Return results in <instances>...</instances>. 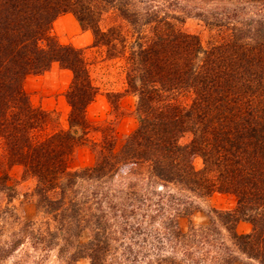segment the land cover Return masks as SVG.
Instances as JSON below:
<instances>
[{"label":"trees","instance_id":"trees-1","mask_svg":"<svg viewBox=\"0 0 264 264\" xmlns=\"http://www.w3.org/2000/svg\"><path fill=\"white\" fill-rule=\"evenodd\" d=\"M181 2L214 4L194 15L208 32L205 44L183 29L187 14L175 10ZM112 10L126 34L122 25L101 29ZM65 14L91 32L93 47L109 60L124 61L136 127L120 142L114 122L87 119L97 94L90 64L51 34ZM53 64L71 73L66 129L54 112L33 107L24 90L29 76ZM93 132L98 140L89 138ZM83 147L93 164L73 170ZM0 150V196L14 197L10 168L34 179L36 207L57 225L46 245L66 264H264V0H0ZM160 185L186 197L168 196L179 207L162 222L166 233L151 235L137 213L150 187ZM214 193L233 196L234 209H213L207 227L183 232L189 200ZM239 222L251 232L238 234ZM84 231L88 240L80 243ZM119 233L134 242L116 247ZM167 242L179 253L161 254ZM206 242L217 250L208 263L198 255Z\"/></svg>","mask_w":264,"mask_h":264},{"label":"rangeland","instance_id":"rangeland-1","mask_svg":"<svg viewBox=\"0 0 264 264\" xmlns=\"http://www.w3.org/2000/svg\"><path fill=\"white\" fill-rule=\"evenodd\" d=\"M151 5H155V3H151ZM212 7H214L213 3L181 2L179 7L175 9L179 14L182 12L187 14L183 25L185 32L198 35L203 44L207 40L208 32L203 23L194 15L195 13L208 14ZM132 9L136 8L132 7ZM117 14L115 10L105 14L103 21L100 23L101 29L105 30L109 26L120 27L122 25L126 34L128 27L124 25L125 22L119 19ZM72 21L78 25V28L82 31L81 34H84L85 31L81 29L76 19L66 14L59 16L53 22L51 34L61 45L82 50L90 64L91 81L97 89L94 101L87 107V119L94 126L114 122L117 139L120 142L124 136L130 134L136 127L134 111L137 99L134 95L126 92L124 61L122 59L109 60L103 48H94L93 36L89 31H87L89 41L84 38L77 42V35L71 33ZM67 31L70 32L67 33ZM70 82L71 73L61 69L58 64H53L43 74L29 76L24 82V90L30 104L43 111L54 112L61 129L67 128V116L70 108L66 103L65 93ZM115 97H118V99ZM114 102L118 106L116 113H114L111 104ZM89 138L93 141L98 140L100 133L93 132L89 135ZM188 140V137H184L181 142L186 143ZM93 160V154L88 147L79 148L76 150L71 168L75 170L90 167ZM195 166L196 168L201 167L199 159L195 160ZM7 173L9 176L8 184L14 189V197L10 199L0 196V264H66L64 258H58L55 246L48 247L46 245L49 233H52L57 225L51 215L45 214L43 209L36 207V199L33 196L34 179L24 178L22 169L18 166L10 168ZM85 190V188H81L80 194L84 193ZM153 191L154 195H152ZM178 192L173 186L166 188L161 187V185L150 187L146 195L148 200L141 205L137 213L138 222L146 224L148 233L151 235L155 233L154 231L159 232V234L166 233L162 222L165 218L173 215L174 210L172 209L174 207L177 209L179 207L178 201L170 200L168 196L183 195L184 198L186 197L185 194ZM159 193L165 197L160 199L157 196ZM235 204L236 201L233 196L219 193H214L207 199L192 197L187 205L192 207V215L179 220L180 229L187 232L191 224L195 228L207 227L211 210L228 211L234 209ZM90 211L91 209L85 211V214L87 215ZM120 220L122 218H119ZM236 232L240 235L248 234L251 232V225L246 222H239L236 226ZM116 233L118 234V232ZM208 239H211V237L208 236ZM87 240L88 235L84 231L80 234L79 242L85 243ZM119 242L128 244L133 243L134 239H131L128 234L119 233L116 247ZM173 245V243L167 242L165 250L160 251L161 254H178L179 249H171ZM143 250H148V247ZM198 251L200 252L198 255L204 253L205 257L207 256V263L212 259L210 255H207L209 251H215L213 258L217 254V250L211 249V243L208 242L198 248ZM73 264H87V261L80 259Z\"/></svg>","mask_w":264,"mask_h":264},{"label":"crops","instance_id":"crops-1","mask_svg":"<svg viewBox=\"0 0 264 264\" xmlns=\"http://www.w3.org/2000/svg\"><path fill=\"white\" fill-rule=\"evenodd\" d=\"M66 15H70L71 17H73L71 14H66ZM72 30L71 33H74V35H77L76 41L80 42L82 39L87 38V41H89V34L87 31L84 32V34H81L82 31L78 28V25L75 24V22L72 21ZM70 31H67V33H69Z\"/></svg>","mask_w":264,"mask_h":264}]
</instances>
